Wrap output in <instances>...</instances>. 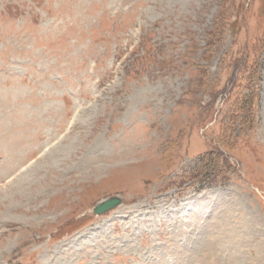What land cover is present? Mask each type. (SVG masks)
I'll use <instances>...</instances> for the list:
<instances>
[{
  "label": "rangeland",
  "instance_id": "obj_1",
  "mask_svg": "<svg viewBox=\"0 0 264 264\" xmlns=\"http://www.w3.org/2000/svg\"><path fill=\"white\" fill-rule=\"evenodd\" d=\"M0 264H264V0H0Z\"/></svg>",
  "mask_w": 264,
  "mask_h": 264
},
{
  "label": "water",
  "instance_id": "obj_2",
  "mask_svg": "<svg viewBox=\"0 0 264 264\" xmlns=\"http://www.w3.org/2000/svg\"><path fill=\"white\" fill-rule=\"evenodd\" d=\"M120 203H121V198L117 195H112L96 203L93 207V213L97 215H101L117 207Z\"/></svg>",
  "mask_w": 264,
  "mask_h": 264
},
{
  "label": "trees",
  "instance_id": "obj_3",
  "mask_svg": "<svg viewBox=\"0 0 264 264\" xmlns=\"http://www.w3.org/2000/svg\"><path fill=\"white\" fill-rule=\"evenodd\" d=\"M253 99H254L253 96H250L249 98H247V100H248V104L247 105H249L250 103H252L253 102ZM218 144L221 145V146H223V147H225V144H226V146H228V141H226L224 139V135H221L220 138L218 137Z\"/></svg>",
  "mask_w": 264,
  "mask_h": 264
}]
</instances>
